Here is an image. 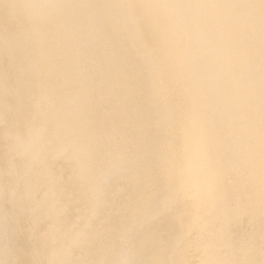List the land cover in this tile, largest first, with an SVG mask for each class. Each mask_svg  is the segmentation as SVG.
Segmentation results:
<instances>
[{"label":"bare ground","instance_id":"obj_1","mask_svg":"<svg viewBox=\"0 0 264 264\" xmlns=\"http://www.w3.org/2000/svg\"><path fill=\"white\" fill-rule=\"evenodd\" d=\"M0 0V258L146 259L187 235L264 260L260 0ZM231 5H246L239 13ZM172 208L173 211H164ZM196 232L195 237L191 233Z\"/></svg>","mask_w":264,"mask_h":264},{"label":"clouds","instance_id":"obj_2","mask_svg":"<svg viewBox=\"0 0 264 264\" xmlns=\"http://www.w3.org/2000/svg\"><path fill=\"white\" fill-rule=\"evenodd\" d=\"M65 7L64 5L53 3L52 0H12L6 5V8L13 13L32 15L35 13L44 14L50 10ZM133 11H153L158 12L170 8H208L214 7L211 5H184L173 3L171 0H143L141 3L127 5ZM234 12L239 13L246 5H231ZM264 15V11H262ZM264 192V189H262ZM164 211L171 212L172 208H167ZM6 215L0 221V231L7 232L11 230ZM173 254L179 253L182 258L169 259L161 255L160 258L146 259L143 257L141 249L131 239L123 240L118 247L113 249L111 258L102 261H71L58 259L50 261L44 258H33L24 260L19 258V253H16V258L13 253L5 250L0 264H255L254 261H237L221 258L218 255V250L208 244H204L198 240L193 241L189 236L184 235L178 238L176 245L172 249ZM259 264H264L261 260Z\"/></svg>","mask_w":264,"mask_h":264},{"label":"snow or ice","instance_id":"obj_3","mask_svg":"<svg viewBox=\"0 0 264 264\" xmlns=\"http://www.w3.org/2000/svg\"><path fill=\"white\" fill-rule=\"evenodd\" d=\"M260 6H261L262 11H264V0H260Z\"/></svg>","mask_w":264,"mask_h":264},{"label":"rangeland","instance_id":"obj_4","mask_svg":"<svg viewBox=\"0 0 264 264\" xmlns=\"http://www.w3.org/2000/svg\"><path fill=\"white\" fill-rule=\"evenodd\" d=\"M196 235H197L196 232L191 233V237H195Z\"/></svg>","mask_w":264,"mask_h":264}]
</instances>
